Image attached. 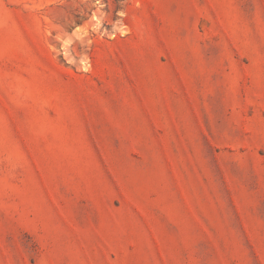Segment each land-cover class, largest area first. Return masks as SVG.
<instances>
[{
	"label": "rangeland",
	"instance_id": "374dc122",
	"mask_svg": "<svg viewBox=\"0 0 264 264\" xmlns=\"http://www.w3.org/2000/svg\"><path fill=\"white\" fill-rule=\"evenodd\" d=\"M0 264H264V0H0Z\"/></svg>",
	"mask_w": 264,
	"mask_h": 264
}]
</instances>
